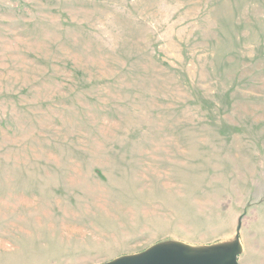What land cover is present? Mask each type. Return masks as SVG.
I'll return each instance as SVG.
<instances>
[{"label":"rangeland","instance_id":"374dc122","mask_svg":"<svg viewBox=\"0 0 264 264\" xmlns=\"http://www.w3.org/2000/svg\"><path fill=\"white\" fill-rule=\"evenodd\" d=\"M237 238L264 264V0H0V264Z\"/></svg>","mask_w":264,"mask_h":264},{"label":"water","instance_id":"95a60500","mask_svg":"<svg viewBox=\"0 0 264 264\" xmlns=\"http://www.w3.org/2000/svg\"><path fill=\"white\" fill-rule=\"evenodd\" d=\"M241 247L238 241L204 249L182 244H158L145 252L116 259L104 264H239Z\"/></svg>","mask_w":264,"mask_h":264}]
</instances>
